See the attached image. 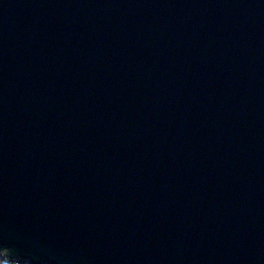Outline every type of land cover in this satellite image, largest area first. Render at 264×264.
Returning a JSON list of instances; mask_svg holds the SVG:
<instances>
[{
  "label": "water",
  "instance_id": "obj_1",
  "mask_svg": "<svg viewBox=\"0 0 264 264\" xmlns=\"http://www.w3.org/2000/svg\"><path fill=\"white\" fill-rule=\"evenodd\" d=\"M0 257L264 264V0H0Z\"/></svg>",
  "mask_w": 264,
  "mask_h": 264
},
{
  "label": "trees",
  "instance_id": "obj_2",
  "mask_svg": "<svg viewBox=\"0 0 264 264\" xmlns=\"http://www.w3.org/2000/svg\"><path fill=\"white\" fill-rule=\"evenodd\" d=\"M0 264H32V263H29V262H18V261L6 262L4 259L0 258Z\"/></svg>",
  "mask_w": 264,
  "mask_h": 264
},
{
  "label": "built area",
  "instance_id": "obj_3",
  "mask_svg": "<svg viewBox=\"0 0 264 264\" xmlns=\"http://www.w3.org/2000/svg\"><path fill=\"white\" fill-rule=\"evenodd\" d=\"M1 258V257H0ZM3 259V258H2ZM6 261V260H5ZM6 262H9V261H6Z\"/></svg>",
  "mask_w": 264,
  "mask_h": 264
}]
</instances>
